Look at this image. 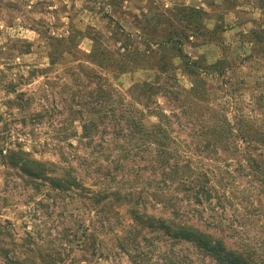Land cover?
<instances>
[{
    "label": "trees",
    "instance_id": "trees-1",
    "mask_svg": "<svg viewBox=\"0 0 264 264\" xmlns=\"http://www.w3.org/2000/svg\"><path fill=\"white\" fill-rule=\"evenodd\" d=\"M258 1L264 11V0ZM206 6L212 9L215 2L208 0ZM179 20L180 27L171 24L170 35L154 44L149 41L142 54H131L129 43L121 46L125 56L106 45L98 50L100 39L93 30L92 35L75 30L57 40L62 48L59 55L73 52L79 33L94 43L88 58L108 61L105 68L110 77L105 76L103 83L78 85L80 89L71 93L81 125V133L74 137L104 155L103 160L92 162L99 157L92 154L78 158L79 163L74 155L56 162L38 159L22 148L0 147V165L7 179L14 176L35 193L45 188L68 204L80 203L96 217L78 224L70 235L63 234L65 244L59 245L60 250L45 255L51 264L63 255L76 258L75 252L80 258L70 264H88L87 254L112 263L126 257L132 264H149L159 244L170 246L158 256L162 264H264V248L251 241L238 225L240 218L236 220L240 209L246 217L254 213H248L250 208L264 213V202L258 200L256 206L252 190L239 188L244 180L255 184L254 190L264 197V76L240 80L241 66L228 60L223 47L225 27L205 8L186 7ZM210 21L215 22L212 27ZM248 33V43L262 58L251 54L245 61L256 70L264 69V27ZM191 38L219 45L223 55L213 63L207 55L191 57L184 51ZM147 54L156 56L155 81L119 90L113 84L118 75L145 69L141 63L125 67L124 59H145ZM177 71L191 85L180 90L187 94L185 99L177 90ZM76 98L80 103L74 102ZM163 98L173 105L158 103ZM142 149L149 152L144 166L136 163ZM93 173L101 174L98 180ZM101 234L113 246L105 247ZM183 246L193 248L198 261L191 252L177 249Z\"/></svg>",
    "mask_w": 264,
    "mask_h": 264
},
{
    "label": "rangeland",
    "instance_id": "rangeland-1",
    "mask_svg": "<svg viewBox=\"0 0 264 264\" xmlns=\"http://www.w3.org/2000/svg\"><path fill=\"white\" fill-rule=\"evenodd\" d=\"M207 1L0 0V147L22 148L38 159L56 162L66 160L70 155H74L73 160L78 163L81 161L78 158L92 157V154L99 156H95L92 162L105 158L95 153L97 151L92 152L78 136L74 137L81 133V125L74 113L78 106L72 103L71 93L80 89L78 85H86L88 81L103 83L105 76L110 77L105 68L108 61L88 58L94 43L88 37H80L79 33H76L79 37L75 51L59 55L62 48L57 40L67 38L75 30H86L91 35L96 31L100 39L98 50L106 45L111 51L120 49L119 54L125 56L121 46L129 43L131 54H142L148 50L149 41L154 44V40L160 41L170 35L174 29L171 24L180 27L183 9L205 8L225 27L223 47L228 60L241 66L240 80L250 81L264 76L262 67L256 70L250 67L255 65L245 61L251 54L262 58L246 36L249 31L264 27V11L260 9L263 3L258 0H209L215 2V7L210 9L206 6ZM214 23L210 21L208 26L212 27ZM151 46L156 48V45ZM169 48L166 47L165 51L170 60ZM29 50V54L23 53ZM184 51L193 58L207 55L211 63L223 55L219 45H204L201 40L192 38L185 43ZM51 53L53 58L49 57ZM149 56L145 55V59L125 58V67L134 68L141 63L145 69L118 75L113 84L125 92L136 82L155 81L154 76L158 75L156 56ZM174 62L179 64L177 59ZM176 78L179 92L190 88L189 80L180 71H177ZM207 81L215 83L209 78ZM179 94L187 98L185 92ZM221 97L227 98L226 95ZM74 102L80 103L78 98ZM161 102L170 108V100L159 99L158 103ZM148 154L145 149L139 151L136 163L146 165ZM123 162L128 166V161ZM93 174L96 180L101 176ZM7 177L5 168L0 165V264H51L45 255L65 244L64 233H71L80 223L96 221L95 215L80 203L75 202L74 208L67 200L50 195L45 188L35 193L14 176ZM254 186L243 180L239 188L252 190L256 205L258 200L264 202V197L257 194ZM248 213L252 215L246 217L243 209L236 213V220L240 218L241 222L238 225L244 227L242 232L251 241L264 248V213L258 214L251 208ZM100 237L105 239V247L113 246L107 236L101 234ZM159 247L149 264H162L163 258L158 256L162 257L170 246L159 244ZM177 249L184 254L191 252L197 261L200 257L190 246ZM74 255L79 259L81 254L75 252ZM86 256L88 264H132L126 257L112 263L89 254ZM76 258L63 255L62 261L57 260L56 264H70Z\"/></svg>",
    "mask_w": 264,
    "mask_h": 264
}]
</instances>
